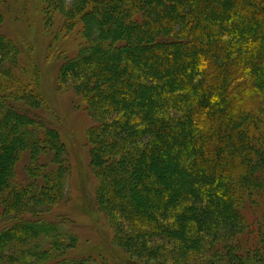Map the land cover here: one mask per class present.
<instances>
[{"label": "trees", "instance_id": "obj_1", "mask_svg": "<svg viewBox=\"0 0 264 264\" xmlns=\"http://www.w3.org/2000/svg\"><path fill=\"white\" fill-rule=\"evenodd\" d=\"M50 2L64 20L58 33L78 24L83 37L62 58L58 87L92 120L96 206L113 235L106 248L123 252L122 264H264V0ZM3 6L0 77L10 79L19 50L3 32ZM6 84L0 264H89L73 257L74 230L46 215L65 195L63 145L7 100ZM47 149L55 172L34 175ZM25 152L41 179L22 185L15 165ZM110 251L103 264L117 261Z\"/></svg>", "mask_w": 264, "mask_h": 264}, {"label": "rangeland", "instance_id": "obj_2", "mask_svg": "<svg viewBox=\"0 0 264 264\" xmlns=\"http://www.w3.org/2000/svg\"><path fill=\"white\" fill-rule=\"evenodd\" d=\"M3 1L8 3L7 8L3 6V32L19 50L18 65L12 77H0V80L9 82L3 86L7 92V100L17 110L38 117L49 128H53L65 150L60 159L67 164V173L63 175L65 195L61 202L52 204V209L46 215L49 219L58 221L61 231L74 230L78 240L73 257L93 261L89 264H103L101 254L110 251L106 247L112 244L113 235L107 219L96 206L94 180L89 166V144L86 139L92 120L78 97L66 87L59 89L57 77L62 58L73 56L79 46L83 45L80 25L77 24L69 33H58L57 28L64 20L58 16L56 9L50 8V0H23L21 3L17 0H1L2 3ZM43 1L46 7H43ZM44 9H50L46 10L47 17L42 14ZM139 94L136 96L141 95ZM29 156L28 152L20 154L15 165L16 181L22 185L36 183L41 179L29 174ZM36 160L40 167L34 175H40V168L55 172L52 150H44ZM114 244L113 248L117 249V244ZM110 254L111 257L114 254L117 259L114 264H122L121 259H127L121 251H110ZM222 264L233 263L227 261Z\"/></svg>", "mask_w": 264, "mask_h": 264}]
</instances>
